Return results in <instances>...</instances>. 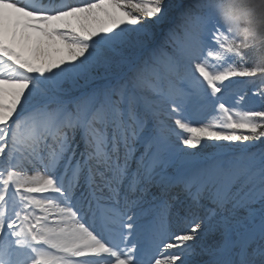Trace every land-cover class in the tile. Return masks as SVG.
Listing matches in <instances>:
<instances>
[{"label": "snow or ice", "instance_id": "snow-or-ice-1", "mask_svg": "<svg viewBox=\"0 0 264 264\" xmlns=\"http://www.w3.org/2000/svg\"><path fill=\"white\" fill-rule=\"evenodd\" d=\"M234 23L0 0V264H264V64Z\"/></svg>", "mask_w": 264, "mask_h": 264}, {"label": "clouds", "instance_id": "clouds-1", "mask_svg": "<svg viewBox=\"0 0 264 264\" xmlns=\"http://www.w3.org/2000/svg\"><path fill=\"white\" fill-rule=\"evenodd\" d=\"M226 3L235 15L232 32L244 50L264 64V0H226Z\"/></svg>", "mask_w": 264, "mask_h": 264}, {"label": "trees", "instance_id": "trees-1", "mask_svg": "<svg viewBox=\"0 0 264 264\" xmlns=\"http://www.w3.org/2000/svg\"><path fill=\"white\" fill-rule=\"evenodd\" d=\"M213 47H215V45H213ZM252 59L254 60V58H252ZM260 86H261V80L257 79L253 83L248 84V87L246 90L249 92V90L252 89V91L254 92L258 88H260Z\"/></svg>", "mask_w": 264, "mask_h": 264}, {"label": "bare ground", "instance_id": "bare-ground-1", "mask_svg": "<svg viewBox=\"0 0 264 264\" xmlns=\"http://www.w3.org/2000/svg\"><path fill=\"white\" fill-rule=\"evenodd\" d=\"M71 2H76V0H71ZM198 151V150H197ZM182 230H186V228L184 227V226H181V227H179V228H176V226L174 225V227H173V231H182ZM209 243L211 242V239H209V241H208Z\"/></svg>", "mask_w": 264, "mask_h": 264}, {"label": "rangeland", "instance_id": "rangeland-1", "mask_svg": "<svg viewBox=\"0 0 264 264\" xmlns=\"http://www.w3.org/2000/svg\"><path fill=\"white\" fill-rule=\"evenodd\" d=\"M247 87H248V84H247ZM253 94V91L252 89L249 90V95L251 96Z\"/></svg>", "mask_w": 264, "mask_h": 264}]
</instances>
